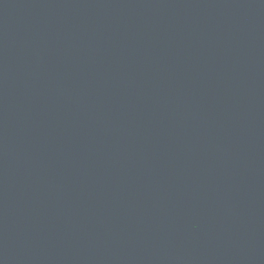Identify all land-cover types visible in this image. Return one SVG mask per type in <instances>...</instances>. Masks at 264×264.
<instances>
[{
	"label": "water",
	"instance_id": "water-1",
	"mask_svg": "<svg viewBox=\"0 0 264 264\" xmlns=\"http://www.w3.org/2000/svg\"><path fill=\"white\" fill-rule=\"evenodd\" d=\"M0 264H264V0H0Z\"/></svg>",
	"mask_w": 264,
	"mask_h": 264
}]
</instances>
